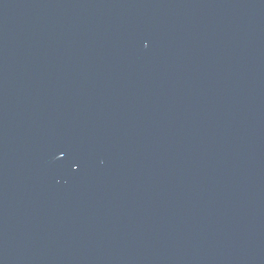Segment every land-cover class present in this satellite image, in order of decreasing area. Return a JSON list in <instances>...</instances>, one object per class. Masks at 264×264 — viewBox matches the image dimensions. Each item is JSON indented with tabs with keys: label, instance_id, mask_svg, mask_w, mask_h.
<instances>
[{
	"label": "water",
	"instance_id": "95a60500",
	"mask_svg": "<svg viewBox=\"0 0 264 264\" xmlns=\"http://www.w3.org/2000/svg\"><path fill=\"white\" fill-rule=\"evenodd\" d=\"M188 0H0V264H163Z\"/></svg>",
	"mask_w": 264,
	"mask_h": 264
}]
</instances>
